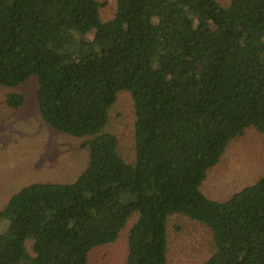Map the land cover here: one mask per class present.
<instances>
[{"label":"trees","instance_id":"trees-1","mask_svg":"<svg viewBox=\"0 0 264 264\" xmlns=\"http://www.w3.org/2000/svg\"><path fill=\"white\" fill-rule=\"evenodd\" d=\"M104 4L0 0V86L35 76L42 120L89 150L75 180L9 197L0 264H88L134 213L122 264H167L172 214L209 229L202 264H264V176L225 200L201 189L232 139L254 127L264 142V0H116L109 19ZM121 90L134 104L131 161L106 130Z\"/></svg>","mask_w":264,"mask_h":264},{"label":"rangeland","instance_id":"rangeland-1","mask_svg":"<svg viewBox=\"0 0 264 264\" xmlns=\"http://www.w3.org/2000/svg\"><path fill=\"white\" fill-rule=\"evenodd\" d=\"M115 11L116 0H105L100 9L101 18L109 19ZM8 88L0 86V210L23 185L36 181H73L89 161V150L82 145L83 137L62 133L42 120L35 76ZM10 90L25 96V103L19 109H10L5 103ZM106 130L116 134L119 153L127 161L133 160L135 113L129 91H119L109 109ZM261 176H264V142L261 133L250 127L230 141L219 162L208 171L201 189L210 198L225 200ZM136 218L134 213L114 242L94 248L88 264H122L128 252L130 226ZM5 227L6 220H0V230ZM167 233V264H202L211 254V233L202 223L172 214Z\"/></svg>","mask_w":264,"mask_h":264}]
</instances>
